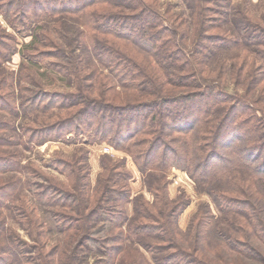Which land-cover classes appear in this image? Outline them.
<instances>
[{"label":"trees","instance_id":"trees-1","mask_svg":"<svg viewBox=\"0 0 264 264\" xmlns=\"http://www.w3.org/2000/svg\"><path fill=\"white\" fill-rule=\"evenodd\" d=\"M180 1L172 14L150 0H0L11 29L0 24V264H264V85L256 107L205 69L217 58L240 79L247 54L225 53L244 46L262 58L246 71L249 87L264 82V14L242 6L229 18L231 0ZM65 18L78 29L55 25ZM19 36L30 40L17 48ZM17 52L26 62L5 69ZM35 64L71 88L47 89ZM59 140L74 144L71 156L22 162L23 149ZM100 143L128 154L142 191L131 190L126 157L107 154L91 185L84 161ZM172 167L220 215L202 203L180 231L188 198H169ZM210 233L239 257L211 246Z\"/></svg>","mask_w":264,"mask_h":264},{"label":"rangeland","instance_id":"rangeland-1","mask_svg":"<svg viewBox=\"0 0 264 264\" xmlns=\"http://www.w3.org/2000/svg\"><path fill=\"white\" fill-rule=\"evenodd\" d=\"M150 3H155L156 6H158L159 10L162 12H164V10H167V9L169 10L172 9L171 10L172 14L183 11L182 9L184 7L182 6V3L180 0H150ZM170 4L172 5L171 7H170ZM231 6L232 8L230 9V13L228 16L229 18L239 17L240 16L239 8L241 9L242 6L245 7V9L249 12L250 16L252 15L258 20L262 19V15L264 14V4L262 0L261 1L260 0H231ZM182 17L185 20L188 19V15L186 14V11H185V16H182ZM70 18H65L67 20V23H69V25L67 26L62 21H57L54 23L58 27L65 26V27H71V28L75 27L76 29H78L79 24H76L75 21L71 22L70 20H75V19L74 18L70 19ZM177 19H180V17ZM0 24L3 27H6L7 30L11 31L10 27L4 21L2 16H0ZM45 24L48 25L49 23H44L43 25ZM227 24L232 27V23L230 21H227ZM34 26L36 27L37 25H34ZM31 31L32 29H30L29 33H31ZM29 40H30L29 37L19 36V38L16 39L18 43L17 48H20L24 42H27ZM57 40L60 43H64L63 40L60 38H57ZM244 50H245V47L243 46L233 51H229L225 53L226 56H229L231 58L236 57L237 55L240 56V55L247 54L248 63L246 64L245 69L242 70V77L240 79L237 77V66L236 65L228 63L226 68L222 70V68L220 69L219 67V64H218L219 59L217 60V58L211 61H208L206 63L207 66H205L206 67L205 69L209 70L208 72L206 71V73H209L210 74L209 78L214 79V81H217L220 84V86H222L228 92L232 94L234 93L239 94L243 96L244 99L246 98L249 101L255 102L254 105L256 107L257 106L262 107L263 103L259 99H262L263 95L261 93L259 94L256 91L258 87H261L262 85H264V82L257 83V86L255 88H250L245 78V77H248V73L246 71L250 69L249 68L250 63L251 64L254 63V65H256L262 61L261 60L262 58L254 51L250 52L248 50H245V51ZM84 58L86 59L85 62L87 63L88 62L87 58L86 57ZM21 62L25 63L26 61L21 59V56L17 52L11 57L9 61L5 62L3 65H4V68L7 70H17ZM32 66L34 67L33 68L34 71L43 80L44 85L47 89L69 90L71 88L68 85V81L64 79V77H60L58 74L52 71H49L48 69L46 70V68H44L42 64L40 65L35 64V66L34 65ZM253 73L257 75L256 76L257 78L262 77L258 69L256 70L254 69ZM70 137L71 135L67 134L66 138H70ZM97 145L98 144L91 145L90 147H88L87 159L84 161V168L86 167V169L90 171L91 185L95 183L96 176L100 172L99 157L104 154V153H101ZM17 149L21 150L22 148H17ZM74 149H75L74 144L66 142V141L65 142L60 141V140L55 141V142L47 141L41 145H37V146L32 145L28 149H23L22 150V162L32 161L35 164L40 165L42 167V165L46 164L47 160L50 159L49 157L60 154V153L65 154L67 156H71L74 152ZM107 155H109V157L112 159L126 157L125 166L132 174V178L130 180L131 190L133 193H138L142 191L143 190V185L141 182L142 176L137 171L136 166L133 164L128 154L120 150H114L113 152ZM45 171L47 172L49 171L52 175L60 179H63L62 175H60L56 171L49 170V169H46ZM165 173H166V179L168 181L167 191H168L169 198L174 199L179 195H184L185 197L188 198V205L184 208V210L181 212V214L178 217V229L180 231L186 230V227L188 226L189 221L192 219L194 212H196V210L202 203H208L211 212L215 214L216 216L220 215L219 211L216 209L213 202L208 197V193L206 191H202L199 188V186L195 183V181L191 177H189L185 171L172 167ZM145 196L147 200L149 201L152 200V196H149L148 194H145ZM127 211L129 214L131 213L130 204L127 205ZM240 219L245 225H249L248 223L249 219H246V218H240ZM8 223L12 224V226L14 225L15 227H18V225L12 221V218L10 216H8ZM224 223H222L223 227L226 228L230 234L235 235V233H237L236 229L232 225H231L232 227H229L228 224H224ZM19 232L23 236H25L24 232L21 229L19 230ZM56 237L57 235H51L50 241L55 240ZM210 237H211L210 238L211 246H215V244L219 243L217 239L214 238L213 233H210ZM252 239H253V242H256V243L260 242L259 240L256 239V236H254ZM219 245H221L230 255L232 254L234 255V257H239L240 254L237 255L238 253H235L233 251L230 252L227 246H223V244H220V243ZM241 262L242 261L239 260V264H241ZM246 264H251V262L248 261L246 262Z\"/></svg>","mask_w":264,"mask_h":264},{"label":"built area","instance_id":"built-area-1","mask_svg":"<svg viewBox=\"0 0 264 264\" xmlns=\"http://www.w3.org/2000/svg\"><path fill=\"white\" fill-rule=\"evenodd\" d=\"M97 147L99 148L101 153H104V154H109L115 150L113 147H111L107 143H100L97 145Z\"/></svg>","mask_w":264,"mask_h":264}]
</instances>
